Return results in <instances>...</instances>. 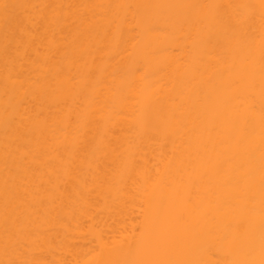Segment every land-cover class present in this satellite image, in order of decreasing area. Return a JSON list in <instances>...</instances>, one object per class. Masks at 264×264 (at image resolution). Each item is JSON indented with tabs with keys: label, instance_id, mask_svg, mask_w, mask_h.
<instances>
[{
	"label": "bare ground",
	"instance_id": "bare-ground-1",
	"mask_svg": "<svg viewBox=\"0 0 264 264\" xmlns=\"http://www.w3.org/2000/svg\"><path fill=\"white\" fill-rule=\"evenodd\" d=\"M0 264H264V0H0Z\"/></svg>",
	"mask_w": 264,
	"mask_h": 264
}]
</instances>
